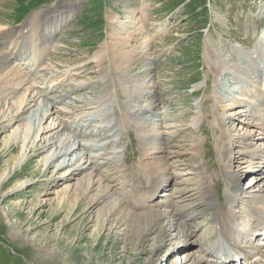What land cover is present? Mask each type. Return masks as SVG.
Segmentation results:
<instances>
[{"label":"rangeland","instance_id":"1","mask_svg":"<svg viewBox=\"0 0 264 264\" xmlns=\"http://www.w3.org/2000/svg\"><path fill=\"white\" fill-rule=\"evenodd\" d=\"M57 12L63 18L57 24L46 23L47 14ZM40 15L39 27L20 45L19 37L26 22ZM0 30L8 31L3 33L7 36L3 39L6 44L0 41L1 61L13 54L7 52V45L20 47L24 52L29 48L26 55L32 54L23 62L13 63L11 59L10 64H6L5 61L6 66L0 68V82H15L17 72L22 78L20 85L0 87V123L10 119L6 117L9 108H17L21 101L32 97L39 99L36 93L41 90L48 91L52 97L68 94L61 103L50 108L49 117L41 124L37 122L34 126L25 121L10 124L8 121L5 122L6 127L10 125L8 128L0 127V264H59L47 255L51 249L60 257L64 254L72 264H149L153 260L158 264H194L195 260L207 257L209 251L205 244L210 240L203 243L210 238L211 227L217 224L213 219L217 198L221 199L218 205L224 206V198L233 187L223 173L225 162L216 151L222 148L228 135H233L234 139L238 135H248L250 130L256 137L262 133V129L254 126L258 123L245 113L246 105L251 108L257 103L259 110L255 109V113L264 114V0H0ZM53 33L54 38L50 39ZM113 54L116 55L111 57ZM115 57L122 62L113 64ZM130 60L138 65L133 72V85L115 82L112 71L117 66L121 69L117 76H125ZM101 61L103 63L99 64ZM101 77L107 78L109 88L103 87L102 81L100 84ZM55 88L58 92L52 93ZM43 100L41 97L35 101L41 106ZM233 104L235 106L231 107ZM216 116L225 120L224 126L218 124ZM124 117L132 122L127 127ZM60 121L68 122V127L70 122L75 127L77 124L87 126L85 130L70 126L73 134L80 133L77 139L82 143L86 140L96 142L90 138L91 131L98 135L93 137L97 140L102 139L104 133L107 137L111 132L116 133L111 136L112 140L121 142L106 148L114 147L109 150L113 151L110 156L115 155L118 166L111 164V172H105V166L98 171V167L92 168L94 163L89 165L92 159L87 157L82 163L85 168H91L67 182L70 173L82 166V163L73 164L76 156L83 154L77 150V154L68 157L73 164L71 167L61 169L57 162L49 170L47 167L54 161L57 151L64 150L75 140L71 129L59 127ZM138 122L144 123V133L140 132ZM105 124L106 127L111 125V132L103 128L95 133ZM50 128L52 131L48 132ZM54 135L59 144L39 154L37 145L43 147ZM198 139L203 143V158L199 155L194 162L195 151L191 145ZM217 139L222 142L216 143ZM146 142L158 145L151 151L146 149L144 156L141 149ZM166 146L168 152L164 150ZM256 147L264 148V140L257 142L254 148L250 146L252 150ZM261 148L259 159L246 156L248 169L240 185L234 187H240L238 192L242 193V199L250 204L264 198V180L258 179L264 177ZM246 151L241 146L231 152L242 154ZM126 156L134 169L138 162L141 166L144 159L151 164L154 158L163 156H170L171 162L177 163L168 172L170 178L173 172L178 178L171 186L159 188L158 195L151 198L159 201L168 200L175 189L183 191L175 195L177 201L197 192L203 179L194 175L196 168L193 166L201 165L202 172L207 168L212 177L217 176L215 185L212 183L208 189L210 194L178 202L184 209L187 205L206 203L199 209L201 216H196L194 221L184 219L188 221L189 233L193 231L194 234L189 249L179 246L184 244L183 240L178 241L175 235L165 236L158 231L151 236L154 240L128 246L129 242H120L124 238L119 237V230L108 235L109 226H101L105 215L102 212L109 210L107 200L97 206L94 214L86 213L85 203L78 206L83 201L81 187L86 188L87 181L90 186L94 185L89 198L108 184L107 179L101 180V173L115 174L109 177L117 185L111 194L114 199H120L121 185L112 178L123 179L121 169L129 171L123 163ZM257 160L261 163L255 169L263 170V174L257 175L255 170L249 172L253 169L250 162ZM104 161L108 160L100 158L95 163L98 166ZM240 167L241 163L235 160L232 170L237 172ZM160 170L166 171V168ZM82 181L85 185L80 187ZM145 182L149 183L148 179ZM75 187L79 190H74ZM117 189L120 192H115ZM145 198L149 202L150 197ZM245 201L237 203L236 209ZM245 227L249 226H237ZM17 232H21V236L14 239ZM126 245L129 252L124 250ZM163 245L164 250L158 253ZM178 247L186 250L179 251ZM189 255V259L183 261V257Z\"/></svg>","mask_w":264,"mask_h":264},{"label":"bare ground","instance_id":"2","mask_svg":"<svg viewBox=\"0 0 264 264\" xmlns=\"http://www.w3.org/2000/svg\"><path fill=\"white\" fill-rule=\"evenodd\" d=\"M60 13H62V11H60ZM48 14L46 16L47 17L46 23L56 22V24H57V22L63 18V17H61L62 15H60L59 12H57V14H55V15L54 14L48 15ZM41 18H42V15L38 16V18H36V19H34L33 17L28 19V21L26 22V25H25L26 27L24 28V30L21 31V36L19 37V39H21V41H22L20 45H23L22 44V43H24L23 39L26 41V39L29 37L30 33L35 31L39 27L38 25L40 24ZM24 31L25 32L28 31L25 34L26 37L24 36V33H25ZM7 32H8L7 30H0V41L3 45L6 44L5 42H3V39H5L7 37V36L3 35V33H7ZM22 36H24V37H22ZM53 38H54V33L52 36H50V39H53ZM262 39H264V38H262ZM17 44H19V43H17ZM7 46H8L7 52H9V54H11V52H13V54L11 57L6 58V60L4 59L5 57L2 54V59H4V61H1V59H0V68H3L4 66H6V64H10L11 59H12L13 63L14 62H23V61L29 59V57H31V55H32L31 53L29 56L26 55L29 48L27 50H25V52H24V50H20V47L14 48L10 45V48H9V45H7ZM115 55L116 54H113V56H111V57H114ZM120 55H122V54H120ZM8 60H10V61H8ZM112 60L114 62L113 64H115V63L118 64V63L122 62V61L120 62L119 61L120 59L118 60L117 58L116 59L112 58ZM5 61L8 63H6ZM128 62L129 61H127L126 63H128ZM101 63H103V61H101L99 64H101ZM110 65H112V63ZM86 66L88 67L90 65L86 64ZM111 67H113V66H111ZM136 69H138V65H135L130 60V64H126V67H125V72H124L125 76L121 77V76H117V74L118 75L121 74V73H119L121 69H118L116 66L114 71H112V75H114L113 80H115V82H117V83L122 82L124 84H132L133 85V82H134L133 72ZM254 71L257 75H260V73L257 70L254 69ZM83 72H85V71H83ZM28 73H30V71H28ZM262 73H264V70ZM247 74H249V73L247 72ZM21 79H22L21 76L17 72L16 77L14 79L15 82H12L13 80L11 81L12 83L1 81L0 87H2V88L3 87H14L13 86L14 83H16L17 85H20L22 83V82L20 83ZM110 80H111V78H110ZM36 81H35V83H36ZM99 81H100V84H101V81L103 82V85H104L103 87L109 88L110 85H109L107 78L101 77V80H99ZM33 85H35V84L33 83V80H32L31 86H33ZM82 87L83 86H79V88H82ZM55 92H58L57 88H55V91L52 93H55ZM36 94H35L36 97H38L39 99H41V97H43V99L47 103L43 100L41 103V106H40L35 101V100L38 101L39 99H35L34 97H32V99H30V100L28 99L27 101L23 100L20 102V104L18 105L17 108L14 106H13V108H9L10 113L6 117H7V119L8 118H10V119H8L5 122L10 121V124H13V122L14 123H16V122L23 123L25 121L26 124H27V122L33 123L34 126H35V124H37V122L39 124H41L42 120L44 118H46L47 116L49 117L50 108L55 107L56 104L61 103L65 99V97L68 96V94H60V95L56 94L55 97H52V96H50V93L48 91H44V90H41ZM259 97H260V95H259ZM93 101H95V100H93ZM243 101H245V100H243ZM246 101H248V100H246ZM234 106L235 105L233 104L231 107H234ZM236 107H237V105H236ZM255 109L259 110L258 106ZM255 109H252L251 111H247L248 114H250L249 115L250 118L253 116V114H254L253 111ZM132 113H136V112H131L130 114H132ZM91 118L92 117H88V119H90V121H94ZM128 119H130V118H128ZM128 119L126 117L123 118V122H124V125L126 127L128 126L129 123L130 124L132 123ZM215 119L220 126H224L226 123L225 120L222 119L221 117L216 116ZM5 122L0 123V127L2 129L8 128L10 126L9 125L6 127ZM67 124H68V122H67ZM67 124L65 122L62 123L60 121L59 127L62 126V128H63L62 130H65L68 127ZM72 124H73V126L75 125L74 123H72ZM72 124L70 122L67 130L71 129L70 126H72ZM135 124H136V122H135ZM138 124L140 125V128H141L140 132L144 133V127H145L144 123L141 122V124H140L138 122ZM80 127H82V126L77 124V126L75 128L79 129ZM258 127H260L259 129H262V133L257 137L250 130L247 132L248 135H245V134H243L242 136L238 135L234 139H233V135H228L227 138H225L224 142L219 141L220 139L216 140V143L219 142V144H220L222 142V144H221L222 148L217 149L216 152H217L218 156L221 157L222 162H225V164H224L225 168L223 170V173H225V175H227L229 177L228 181L231 182L233 187L230 186L232 191L227 193L225 198H224V206L218 205L221 199L219 197L217 198V207L215 208L216 212H215L214 218H213L217 224H216V227H213V226L211 227L212 232L210 234V238L206 239L203 244H205V242L210 240V243L205 244V245H207L208 251L209 252L212 251V253H215L217 251L219 252L220 249H223V251H226V250L230 249L232 245H237V239L242 241V240H244L246 235H250L251 236L250 239L248 241H245V243H243V244H245V246H247L248 248H252L254 251H259V255L262 257V259L258 260V263L264 264V247L258 248L256 246L250 244V240L253 237L258 238L261 234L263 235L262 232H264V198H259L257 202H254V203L251 202L252 204H250V203H248L242 199L243 198L242 193L238 192V190L236 189L240 185V182L242 181V178L244 176L243 174L245 173V170L248 169L247 165H248L249 161H247L246 156L256 157L255 159H259V155L261 157V154L259 153L258 150H259V148H261L263 146L256 147L255 149L252 150V148H254L256 146L257 142H260V141L263 142V140H264V125L262 123H258ZM86 128H87V126H83L82 130H85ZM103 128H109L107 130L110 131L111 125L108 127H106V124L104 126H100V127H98V130L95 131V133L101 131V129H103ZM72 129H71L70 133L73 134ZM225 129H227V128H225ZM50 131H52L51 128H50V130H48V132H50ZM44 132H46V129L44 130ZM200 132L202 133V130ZM143 133H141V134H143ZM79 134L80 133L76 131V133L73 134L75 136L74 142L73 141L69 142L64 150L61 149V150H59V152L57 151V154L55 155V157L53 156L54 161L51 162L47 167L49 170H51L52 167L55 165V163L57 164V162H58L57 167L59 166L61 169H64V168H68L69 166L71 167L73 164L78 165V164L82 163L87 157L89 159H92V161L90 162L91 164H89V165L92 166V164L94 163L92 168L96 169L98 167L96 169L98 171H100L101 168H103L105 166V168H106L105 172H108V171L111 172L113 170L112 169L113 167L110 166L111 164L116 163V165L118 166L117 159H116L115 155L112 158L110 156V154H112L113 151L112 150L109 151V150L114 148V147H110L109 149L106 148L107 145L108 146H111V145L114 146L115 144L118 145V143L121 142V140H116L117 142L112 140V137H111L113 135L112 132H111V134H108L109 135L108 137L106 136L105 133L102 134V136H101L102 139L97 140L93 137H98V135L92 134V131H91L90 132V134H91L90 138L96 140V142L86 140L83 143H82V141L77 139V136H79ZM115 135H116V133L113 135V137ZM15 136H17V135H15ZM81 137L84 138L83 135ZM52 139L53 140H50V142L47 143L46 145H44L43 147L40 145H37V146H39V148H38L39 154L44 149H45V151H47V150H50L51 148H53V146H55L56 144L57 145L59 144L58 143L59 140L55 139V135L53 136ZM103 139L105 141H103ZM252 140L253 141L255 140L256 143L255 144L249 143ZM106 141H107V144L103 145L104 143H106ZM202 144L203 143H200V139H198L196 141H193V145H191V147L195 151L194 162L196 161V158L199 155L203 158ZM157 145H158L157 143L154 144V143L146 142L141 149L144 152V156L147 155L146 149L151 151V149H155V147ZM241 146L246 148L247 151L242 152V154L240 152H237V153L231 152L232 150L239 148ZM250 146L252 148H250ZM195 147L199 148V150H197ZM100 149H102L106 152L103 153V152H101L102 150H100ZM77 150L83 152L84 155L82 154V155L76 156L75 162L73 164H71V160H68V157H71L72 155L77 154L76 153ZM98 150H100V151H98ZM164 150H165V152H168V150H169L168 146H166L164 148ZM260 150L264 151V148H261ZM125 155H126V153H125ZM243 155H245V156H243ZM100 158L105 159V160L107 159L110 162H108V161L100 162V164L97 166L95 162L98 161ZM144 160L146 161V159H144ZM144 160H143V163L141 161V164H140L141 166H138V164H139V162H138L137 163L138 168L136 166V169H134L133 166L130 165L129 156L128 157L126 156L123 163H124V165H126L128 167L129 171H123L121 169L122 175H124V178H123L124 180L121 178H119V180H117L116 177L112 178L113 180L118 181L121 185L119 187V188H121V192L119 189H117L115 191V192H117L119 190L120 193H118V196L120 199H118L117 197L114 199L113 195L111 194V193H113L115 186H117V185L113 184L114 181L109 180V177L111 175H115L114 173H109V175H104L103 173H101V180H102V178H104V180L107 179L110 183L108 182V184H106V186L104 185L99 191H97L95 196L91 197V198H89V196H90L89 194L91 191H93L94 185L90 186L91 184L87 181L85 183V184H87V187L85 188V187H81V186H83L82 184H84L83 181L81 184L79 183L80 184L79 186L82 189L81 193H80V197H83V201L79 202L78 206L80 204L85 203V205L87 206L86 213L90 212L91 214H94L96 212L95 210H97V206L101 205L102 202L107 200V204L109 205V206H107V208H109V210L107 213L102 212V214L104 213L105 215L103 216L102 222H100L101 226L102 225H103V227L109 226V228L107 227L108 228V235H110L111 233H114V231L119 230V233H118L119 237H122L125 239V240L120 239V242L127 241V242H129L128 246H130V245L131 246L132 245L140 246L141 242H149L151 240H154L151 238V236L158 231V233L160 232L161 235H165V236H172V235L174 236L175 235V238L180 239L178 241L183 240L184 244L179 245V246H183L184 248L189 249V247L191 245H193L194 234H193V231L191 233H189L190 229L189 228L187 229V227H186L187 226L186 224L188 223V221L186 223L184 219L188 218L189 221H194L193 219H196V216H201V212L199 209L202 205L205 206L206 203L202 201V203H199L200 205H198V204L187 205L188 207L186 209H184L182 206H178V202L180 203V202H184L187 200L195 199V198H192L191 196L195 197L199 194H202L203 196H207L208 194H210L208 189L211 188L212 183H213V186L215 185V178L217 176L214 175L215 177H212L211 173H209L207 168H205V173L202 172V168H200L201 165H199L197 167L192 165L194 167V169L196 168L194 170L195 171L194 175H196V177H202V179H203V182L200 180L202 183H201V185L198 186L197 192L194 191L191 194V196L190 195L187 196L182 201H177V199H176L177 197L175 195L176 194L180 195L183 191L181 188L175 189V190H172L174 192L172 193V195L169 196L168 200L159 201V200H155V199H151V198H152V196L154 198L158 195V189L159 188L167 187V185H169V184H170L169 186H171V184H172L171 182L175 181V179L178 178V175H176V173H174V172L171 173V178H170V176H169L170 172H168V169L170 171L171 167L174 166V164L177 165V163L171 162L172 159L170 156H163V157L157 158V159L154 158V160L151 164H149L150 162H148V161L145 162ZM235 160H237L238 162L241 163V167H240L239 171H237V172L232 170V168H234ZM228 162H230V163L228 164ZM258 163H261V162H259L258 160L254 163L250 162L253 169L249 170V172L255 170V171H257V175L261 174L263 170L260 172L259 169H257V170L255 169L258 166ZM81 165L82 166H80V168H75L70 173L69 177L66 180L67 182H70V180L73 177H76V176L82 174L83 172L85 173L86 170L91 168L90 166L85 168L83 163ZM161 168H166V171L160 170ZM117 169H118V167L115 170H117ZM166 172L168 174H165ZM180 175L182 176L181 173H180ZM116 176H117V174H116ZM88 177L90 179V175ZM145 179H148L149 183H146ZM258 179H260L259 181L261 182L264 180V177H260ZM186 182L187 181H185V184H187ZM183 185H184V182H183ZM78 187H75L76 189H74V190H76V191L79 190ZM234 187H236V188H234ZM185 191H187V190H185ZM215 192H217V190H215ZM164 195H167V193ZM60 196H62V195H60ZM146 196L150 197L149 202H148V198H145ZM200 198H201V195H200ZM86 200H88V201L86 202ZM241 200L245 201V202L242 203L243 205H239L240 207L238 206L239 207L238 209H235L236 204L237 203L239 204L241 202ZM38 203L40 205H42L41 202H38ZM208 203H210V202H208ZM211 206H212V204H211ZM163 207H166V209H163ZM155 208H158V209H155ZM137 210H143V211L138 213ZM240 210H241V212H239ZM244 210H246L247 212ZM242 211H244V212H242ZM236 213H238L237 216H236ZM240 213H244V214H240ZM118 215H120V217ZM114 216H117V218L111 219ZM234 217L236 218V220H233ZM235 221H236V223H235ZM245 224L248 225L249 227H245V229L244 228H237V226H242ZM175 230H178V232H176ZM17 235L20 237L21 232H17V234L14 235V237H15L14 239H16ZM194 243H196V242H194ZM203 244H200V245H203ZM262 244H264V243H262ZM164 247H165V245L160 246L158 248V251H159L158 253H160V251H163ZM44 249L48 250V249H46V247H44ZM178 249H179V251L181 249L184 251L186 250V249H183L182 247H178ZM124 250L129 252L130 248H128L126 245ZM50 251H51V252H49L50 254L47 253V255L49 256V258L51 260L58 262L59 264H72V262H70V260L68 261V258H66L64 256V254L60 257V256H58V252L52 251V249ZM228 251L232 254L231 250H228ZM228 251L224 252L225 253L224 257H227L228 255H230V253ZM146 252H149V251H146ZM146 252H143V254L144 253L146 254ZM189 257H190V255L184 256L183 261H186L187 259H189ZM199 257H201V256H199ZM197 259H198V257H197ZM201 259L202 260H200V261H199V259L197 261L195 260L194 264H204L205 262H212L213 263V257L211 256V254L209 257L203 256V257H201ZM158 263H159L158 261L156 262L153 260L152 263H149V264H158ZM182 264H184V262H182Z\"/></svg>","mask_w":264,"mask_h":264}]
</instances>
